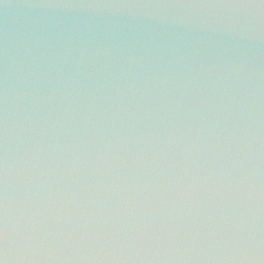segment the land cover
Wrapping results in <instances>:
<instances>
[{"label":"clouds","instance_id":"9594fccd","mask_svg":"<svg viewBox=\"0 0 264 264\" xmlns=\"http://www.w3.org/2000/svg\"><path fill=\"white\" fill-rule=\"evenodd\" d=\"M0 10V264H264V0Z\"/></svg>","mask_w":264,"mask_h":264},{"label":"water","instance_id":"95a60500","mask_svg":"<svg viewBox=\"0 0 264 264\" xmlns=\"http://www.w3.org/2000/svg\"><path fill=\"white\" fill-rule=\"evenodd\" d=\"M14 2H19V0H14ZM27 10L23 8H12L9 10L10 16L20 17L22 16ZM0 18H2V10H0Z\"/></svg>","mask_w":264,"mask_h":264}]
</instances>
